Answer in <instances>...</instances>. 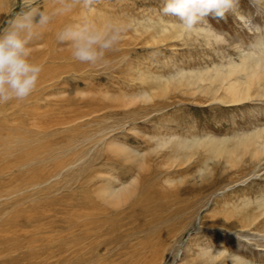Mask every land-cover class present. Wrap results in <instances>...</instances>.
Wrapping results in <instances>:
<instances>
[{"label": "rangeland", "instance_id": "obj_1", "mask_svg": "<svg viewBox=\"0 0 264 264\" xmlns=\"http://www.w3.org/2000/svg\"><path fill=\"white\" fill-rule=\"evenodd\" d=\"M21 3L0 0V29ZM39 4L50 9L53 0ZM163 6L164 0H99L101 18L129 27L95 64L74 60L56 42L75 13L54 19L34 42L32 59L43 64L36 89L0 104V264H264V213L255 209L264 198V164L255 167L247 156L230 169L225 158L210 161L204 148L175 163L172 148L230 138L264 122V101L224 105L208 92L209 82L163 92L164 80L179 72L238 62L239 51L264 41V12L239 0L246 21L209 16L214 32L202 38L163 34L175 27ZM116 142L147 154L145 169L139 172L141 160L125 159ZM137 175L135 197L117 208L106 202L109 188ZM38 226L46 229L34 235ZM29 238L39 240L36 251L46 245L66 253L38 258L41 252L28 251Z\"/></svg>", "mask_w": 264, "mask_h": 264}, {"label": "clouds", "instance_id": "obj_2", "mask_svg": "<svg viewBox=\"0 0 264 264\" xmlns=\"http://www.w3.org/2000/svg\"><path fill=\"white\" fill-rule=\"evenodd\" d=\"M251 2L264 12V0ZM98 3L99 0H53V6L46 9L39 0H22L20 11L0 29V104L26 99L36 89L43 64L32 59L33 45L57 17L76 14L75 20L55 33L56 42L66 46L74 60L95 64L104 59L129 25L101 18ZM238 6L239 0H164L161 12L174 17L175 27L183 34L202 37L214 32L207 22L209 16L225 19L231 14L243 24L247 17Z\"/></svg>", "mask_w": 264, "mask_h": 264}, {"label": "bare ground", "instance_id": "obj_3", "mask_svg": "<svg viewBox=\"0 0 264 264\" xmlns=\"http://www.w3.org/2000/svg\"><path fill=\"white\" fill-rule=\"evenodd\" d=\"M179 32H181V31H179L177 28L173 27L170 31H166V32L164 31L163 34H167V33L171 34V35L175 34L174 36H176V35L180 34ZM208 34H209V36L211 35V33H208ZM262 42L258 43V44L256 43L257 45H255L251 49L248 48L249 49L248 52H246L245 49L244 50L242 49V51H239V54H238L240 57L239 61L237 62V61H234V59H229L227 66H225V65L215 66L212 71H204L203 70L202 72H197V73H194V72L184 73L183 71L179 72V75H177L176 78L170 79L169 81L164 80V82L166 81L167 83L164 86L163 92L164 93L167 92L170 87H176V88L181 89L182 87L189 86L191 88V87H197V85H199V84H204L206 82H209L212 84V87H211V90L209 88L207 89L208 92L212 94V97L215 101L220 102L224 105L238 106L241 104L252 103V101H254V102L255 101H264V41H262ZM169 92H171V91H169ZM169 92H168V94H169ZM205 94H207V93L205 92ZM149 98H147V99H149ZM122 100H124V99H122ZM242 106H244V105H242ZM257 123L258 122L253 124L248 130L238 132V133L234 134L233 137H230V138L227 137L225 139H216V138L208 137L205 139H192L190 141H187V140L184 141L183 140L184 142L183 141L175 142V143H173L175 146H172V148L174 147L173 159L175 160V163L181 162L182 164H185L187 162L192 161V158L195 157V154L199 151V149L204 148V149L208 150V153L211 155L210 161H212V159H216V161H217L218 159L225 158L226 162H227L226 163L227 167H229L230 169H235V168L239 169V167L242 166V162H243L244 157H247V156L250 157V162L253 163V165L255 167L258 165L264 164V122H262V123L259 122L258 124ZM178 140H180V139H178ZM174 141H175V139H170V141L168 143L166 141H164L163 143L159 144V147L157 150L164 149L165 145L171 144ZM116 143H114L115 145L113 144L114 148H116L118 151H120L121 155H124L125 159L130 160L131 162L136 161V160H141L139 172H141L145 169L147 154H145V153L142 154V153H139L135 150L130 151L129 147L123 146L119 143L116 144ZM117 153H119V152H117ZM208 169H210L209 164L206 167V170H208ZM199 172H200V175H202L204 173L203 170H200ZM139 177H140V175H137L136 177H134L129 182H125V183H121V184L119 183L120 184L119 186H116V187L113 186L112 188H109V190L106 191L107 193L104 194L106 202H108L109 204H111V203L114 204L115 208H117L121 204L127 202V200L138 191V182L140 179ZM33 186H36V184H33ZM41 192H42L41 190L38 191V193H41ZM103 193H104V190H103ZM134 197H135V195H134ZM17 198H19V197H17ZM21 201L22 200H20V202ZM5 203H7V202H5ZM17 204H19V203H17ZM47 205L49 206V204H47ZM52 205H53V203H52ZM255 207H256L255 209L257 211H259L261 216H262L264 213V198H261L256 203ZM259 212L257 215H259ZM32 213H33L34 217L38 218L37 214L34 215L35 212H32ZM19 214L17 213V215H19ZM29 215H31V216H29L28 218L33 217L31 213ZM27 216H26V218H27ZM44 217L46 218V216H44ZM17 218H18V216H17ZM28 218H27V220H28ZM42 219H44V218H41L40 220H42ZM16 220H18V219H16ZM23 220H21V221H23ZM33 220H31V221H33ZM28 223H29V221H28ZM38 223H39V221H38ZM10 224H12V223H10ZM39 224H41V223H39ZM34 226H35V224H34ZM39 227L40 226H38V228L36 227V231L33 232L34 235L38 234L37 233L38 231H42V230L46 229V228L42 229ZM23 228H24V226H23ZM5 230H7V228ZM12 230H14V229H12ZM20 231H21V229H20ZM12 234H15V232L14 233L12 232ZM23 240H24V243H25V241L27 242V239H22V241H21L22 244H23ZM18 241H19V239H18ZM38 241L39 240H36L34 238H29L28 246H30V248H29L30 250H28V251L34 252V249H35L34 247H36L35 244ZM22 244H20V246H22ZM25 245H27V243ZM42 246H43L42 250H41V248H38L39 251H36V249H35L36 253L41 252L38 258L46 257L48 260L49 259H59L60 257L62 258V255L64 253H66L65 250H63L62 248H59V247H58L59 249L56 248V251L51 252L50 248L48 246H46V245H42ZM4 247H6V246H4ZM62 247H63V245H62ZM10 250L12 252V249H10ZM2 251H5V249H3ZM13 251H15V250H13ZM22 251H24V250H22ZM11 252H7V254L11 253ZM17 252H19V251H17ZM33 252H31V253H33ZM12 253H15V252H12ZM209 254L213 258H216L220 255V254L214 253V252L209 253ZM24 255H25V253H24ZM34 256H36V255H34ZM31 259H32V257H31ZM0 261H1V259H0ZM8 263H10V262H8ZM234 263L235 264H245L241 260H234Z\"/></svg>", "mask_w": 264, "mask_h": 264}]
</instances>
